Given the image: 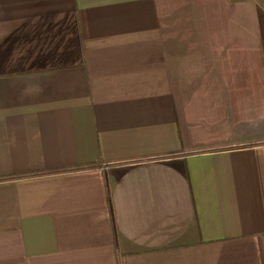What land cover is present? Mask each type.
<instances>
[{
	"label": "crops",
	"instance_id": "obj_1",
	"mask_svg": "<svg viewBox=\"0 0 264 264\" xmlns=\"http://www.w3.org/2000/svg\"><path fill=\"white\" fill-rule=\"evenodd\" d=\"M0 264H264V5L0 0Z\"/></svg>",
	"mask_w": 264,
	"mask_h": 264
},
{
	"label": "rangeland",
	"instance_id": "obj_2",
	"mask_svg": "<svg viewBox=\"0 0 264 264\" xmlns=\"http://www.w3.org/2000/svg\"><path fill=\"white\" fill-rule=\"evenodd\" d=\"M260 4L264 5V0H258Z\"/></svg>",
	"mask_w": 264,
	"mask_h": 264
}]
</instances>
